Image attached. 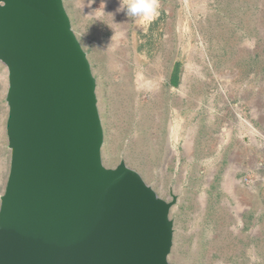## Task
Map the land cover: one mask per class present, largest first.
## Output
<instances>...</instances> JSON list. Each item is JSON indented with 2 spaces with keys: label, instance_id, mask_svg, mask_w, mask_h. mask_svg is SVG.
<instances>
[{
  "label": "rangeland",
  "instance_id": "374dc122",
  "mask_svg": "<svg viewBox=\"0 0 264 264\" xmlns=\"http://www.w3.org/2000/svg\"><path fill=\"white\" fill-rule=\"evenodd\" d=\"M117 2L63 0L96 82L102 164L123 162L174 200L170 264H264V0H159L147 22L117 13L122 25L100 14ZM6 88L0 63V195L10 160ZM234 166L235 184L225 187Z\"/></svg>",
  "mask_w": 264,
  "mask_h": 264
},
{
  "label": "water",
  "instance_id": "95a60500",
  "mask_svg": "<svg viewBox=\"0 0 264 264\" xmlns=\"http://www.w3.org/2000/svg\"><path fill=\"white\" fill-rule=\"evenodd\" d=\"M0 63V264H170L174 200L102 164L96 82L63 0H0Z\"/></svg>",
  "mask_w": 264,
  "mask_h": 264
},
{
  "label": "bare ground",
  "instance_id": "6f19581e",
  "mask_svg": "<svg viewBox=\"0 0 264 264\" xmlns=\"http://www.w3.org/2000/svg\"><path fill=\"white\" fill-rule=\"evenodd\" d=\"M89 1V0H88ZM93 3V2H92ZM112 4V3H111ZM116 4V6L118 7V2L117 3H115ZM113 5H114V3H113ZM111 6V5H110ZM86 12H87V10H88V8L86 7L85 9H84ZM92 16V15H91ZM108 18V17H107ZM121 19V18H120ZM125 20H127L126 18H125ZM132 23V22H131ZM132 25V24H131ZM108 27V26H107ZM121 27V26H120ZM129 27V26H128ZM122 28V27H121ZM124 28H126V27H124ZM112 30V29H111ZM123 30V29H122ZM123 34V33H122ZM119 37V36H118ZM118 53H119V51H118ZM122 53V52H121ZM128 70V69H127ZM138 73V72H137ZM139 75V74H138ZM137 76V75H136ZM130 77V76H129ZM137 78V77H136ZM139 79V78H138ZM131 80V79H130ZM136 82H137V80H136ZM138 83V82H137ZM116 86V85H115ZM133 86V85H132ZM127 87V86H126ZM114 88V87H113ZM132 88V87H131ZM130 88V89H131ZM147 88V87H146ZM117 89V88H116ZM118 89H119V87H118ZM113 90V89H112ZM132 90V89H131ZM119 92V94H120V91H118ZM133 92H135V91H133ZM127 93V92H126ZM135 95H136V93H135ZM154 95V94H153ZM162 95V94H161ZM126 96V95H125ZM150 96V95H149ZM158 96V95H157ZM116 97V96H115ZM130 97V96H129ZM117 99H119V97H117ZM131 99H133V98H131ZM261 101V100H260ZM126 102H127V100H126ZM131 102V101H130ZM262 102V101H261ZM122 103V102H121ZM263 103V102H262ZM140 105V104H139ZM257 105V104H256ZM125 106H126V104H125ZM128 106V105H127ZM130 106V105H129ZM131 106H132V103H131ZM140 107V106H139ZM133 108V107H132ZM131 108V109H132ZM124 109V111H125V109H127L126 107L125 108H123ZM168 109V108H167ZM146 110V109H145ZM145 110H144V112H145ZM237 110V109H236ZM122 111V110H121ZM132 111V110H131ZM130 111V112H131ZM234 111V110H233ZM133 112V111H132ZM131 112V113H132ZM235 112V111H234ZM127 113V112H126ZM130 113V114H131ZM142 114V113H141ZM145 114V113H144ZM135 116V115H134ZM133 117V116H132ZM142 117V116H141ZM140 118V117H139ZM240 118V117H239ZM243 119V118H242ZM261 122V121H260ZM231 123V122H230ZM229 123V124H230ZM243 123L244 124H246L249 128H250V131H253V127H252V124L250 123V122H247V121H245V120H243ZM170 124V123H169ZM240 124H242V123H240ZM245 125V126H246ZM226 126V125H225ZM230 126H231V124H230ZM242 126V125H241ZM224 128V127H223ZM226 128V127H225ZM224 128V129H225ZM231 128V127H230ZM233 128H234V126H233ZM242 128V127H241ZM167 129V128H166ZM238 129V128H237ZM243 129V128H242ZM190 131V130H189ZM225 131V130H224ZM167 132V131H166ZM160 134V133H159ZM167 134V133H166ZM232 134V131H230L229 130V128L227 129V131H226V133L225 134H221L220 136H218V138H220V142H223V143H226V140L228 141V138L230 137V135ZM247 134V133H246ZM222 135H224V138L222 137ZM168 140H167V157H171V155L174 153V148H173V142L177 139L176 137H175V132H174V129H173V127H172V125H169V129H168ZM253 136V135H252ZM260 136H262L263 138H264V134H260ZM164 137H165V135H164ZM243 137V136H242ZM242 137H241V139H242ZM176 138V139H175ZM237 138V136L235 137V139ZM239 139V138H238ZM162 140V139H161ZM216 140V139H215ZM233 140V139H232ZM139 141V140H138ZM243 142V141H242ZM254 142V141H253ZM217 143H218V140H217ZM190 142L188 141V148L190 147ZM192 145V144H191ZM219 146H220V144H219ZM187 147V146H186ZM243 148V147H242ZM164 148L162 147V150H163ZM161 150V149H160ZM227 150V149H226ZM176 152V151H175ZM237 152V151H236ZM163 154V153H162ZM235 155H236V153H235ZM249 156V155H248ZM103 157V156H102ZM162 157V156H161ZM166 157V158H167ZM237 157V156H236ZM106 158V157H105ZM233 158H235V156L233 157ZM102 159V158H101ZM246 159V158H245ZM229 160V159H228ZM241 160V159H240ZM235 161V160H234ZM231 162V161H230ZM240 162H242V161H240ZM117 163V162H116ZM239 163V162H238ZM248 163V162H247ZM234 164V163H233ZM111 165V164H110ZM244 165V164H243ZM2 167V166H1ZM4 167V166H3ZM163 167V166H162ZM238 167H239V165H238ZM235 170H237L236 169V167L234 166V172L232 173V172H226V174L228 175L227 177L229 178V179H227V180H225V183H224V186L225 187H228L229 185L231 186V184H235V180H234V178H233V176H234V173L236 172ZM217 171V170H216ZM216 173V172H215ZM141 176V175H140ZM148 179V178H147ZM209 180V179H208ZM148 181V180H147ZM239 181V180H238ZM145 182V181H144ZM148 183V182H147ZM149 184V183H148ZM209 184V183H208ZM155 186V185H154ZM246 186V185H245ZM154 188V187H153ZM156 188V187H155ZM227 191H228V189L227 188H225ZM245 190V189H244ZM158 192V191H157ZM228 192H230V191H228ZM250 192V191H249ZM241 194H242V192H241ZM233 195V194H232ZM159 196V195H158ZM162 196V195H161ZM236 196V195H235ZM249 196V195H248ZM238 197V196H237ZM236 200V199H235ZM195 201V200H194ZM240 201H241V199H240ZM242 202V201H241ZM200 203H201V206H203V205H205V199L202 197V198H200ZM228 204V203H227ZM226 204V205H227ZM235 204V203H234ZM243 204H245V203H243ZM195 205H196V203H195ZM236 205H240V204H236ZM241 205H242V203H241ZM241 205L239 206V207H241ZM235 206V205H234ZM196 207H198V206H196ZM205 207V206H204ZM230 208V207H229ZM243 208H244V206H243ZM243 208H241V209H243ZM245 208H247V207H245ZM236 209V211H237V207L235 208ZM234 209V210H235ZM240 209V208H239ZM198 211H200L199 209H198ZM235 211V212H236ZM234 212V213H235ZM237 216H238V214H236ZM241 222V221H240ZM233 226V225H232ZM231 230V229H230ZM237 231V230H236ZM252 231H254V230H252ZM239 234V233H238ZM253 234H255L254 232H253ZM236 236V235H235ZM242 237H243V235H242ZM246 240V239H245ZM173 261V260H172ZM173 263V262H172Z\"/></svg>",
  "mask_w": 264,
  "mask_h": 264
},
{
  "label": "clouds",
  "instance_id": "9594fccd",
  "mask_svg": "<svg viewBox=\"0 0 264 264\" xmlns=\"http://www.w3.org/2000/svg\"><path fill=\"white\" fill-rule=\"evenodd\" d=\"M104 8L100 14L111 16L112 22L117 25H122V23L114 22V17L117 13H123L129 19H140L147 22L158 14L159 0H118V7L114 12H105Z\"/></svg>",
  "mask_w": 264,
  "mask_h": 264
}]
</instances>
